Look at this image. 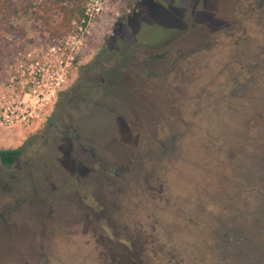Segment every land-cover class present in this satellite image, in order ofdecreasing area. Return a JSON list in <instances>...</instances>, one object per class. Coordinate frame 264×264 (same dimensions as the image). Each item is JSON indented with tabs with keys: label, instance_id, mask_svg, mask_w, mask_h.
Returning a JSON list of instances; mask_svg holds the SVG:
<instances>
[{
	"label": "rangeland",
	"instance_id": "obj_1",
	"mask_svg": "<svg viewBox=\"0 0 264 264\" xmlns=\"http://www.w3.org/2000/svg\"><path fill=\"white\" fill-rule=\"evenodd\" d=\"M39 2L0 0V83L18 53L51 41ZM90 29L58 113L0 127V150L22 148L11 166L0 159V264H110L131 248L158 254L168 208L189 203L205 216L232 205L237 219L222 235L211 226L189 243L179 235L180 247L205 249L211 238L231 264H264V204L244 210L239 185L222 179L236 173L263 188L264 167L236 172L233 163L203 180L199 172L204 145L214 151L213 130L230 118L224 99L239 78L264 70V0H107ZM188 157L199 159L195 173L184 167Z\"/></svg>",
	"mask_w": 264,
	"mask_h": 264
},
{
	"label": "trees",
	"instance_id": "obj_2",
	"mask_svg": "<svg viewBox=\"0 0 264 264\" xmlns=\"http://www.w3.org/2000/svg\"><path fill=\"white\" fill-rule=\"evenodd\" d=\"M83 6L84 0H40L39 4L36 5L35 14L41 24V27L48 33L49 37L51 39H59L72 31L74 21L78 20L83 14ZM142 21L145 22V20ZM259 66L260 65L254 68H259ZM256 70L255 74L250 71L251 74H248V72L244 77L242 76L239 78L235 85V89L232 90L224 99V105L230 113V118L229 120L226 119L224 123L222 122L218 128L213 130L214 136L211 135V137H215V140L218 143V145L213 149L214 151L209 149L207 144L204 145V149L206 150L204 153H208L209 157L204 159V165L201 166V169L199 170L200 174H203L200 176L202 180L206 174H208L211 179L213 177L212 174L219 176L222 172L231 170L230 167H232L233 163V168L236 172L240 167V169H242L244 168V165L247 166L250 163L254 166V169H262L264 167V70ZM254 89H260V91L254 92ZM21 152V147L2 149L0 150V159L4 165L11 166L15 163ZM198 161L199 159L196 157H188L185 163L187 166L184 165L186 171L195 173L193 171V166H197ZM178 172L179 171H173L171 174L172 176L178 175ZM222 177H224L222 179L225 180L224 184L235 183V185H239L240 194H242V197L246 199L247 203V206H243L246 208L244 210L256 211L260 204H264V187H260L257 181L247 183L245 179H242L236 173L232 175L224 172ZM213 181L214 180H212V182ZM147 186L153 185H151L150 182L144 187ZM173 192V189L171 192L169 190V194L171 196L174 194ZM146 193H148V191H145V194ZM160 196L168 198L162 194ZM247 200L251 201L252 207L249 205ZM220 201L226 202V198L224 199L222 196L221 199H218L216 202ZM140 205L142 204H139V206ZM189 208V210L178 207L168 208V211L170 212L167 211L168 213H166V215L169 217V220H167L164 226L166 234L163 236L161 241L158 240L163 245H161L162 250L158 249L160 250L158 251V254L141 253L140 256V252L131 248V250L126 249L125 256L123 255V257L116 262L115 260L112 261L113 258H109V263L214 264V262H218L219 264H231L232 259L223 256V248L218 247L214 239H208V242H206L207 247L205 249L197 248V250L194 251H191L190 249L186 250V248L180 247L175 239L179 235H182L184 241L189 243L194 240L193 238H197L194 236L195 232L201 233V231L208 229L207 227L210 226L213 228L212 230L214 232L216 231L215 233L219 232V234L221 233L220 235H222V231L226 228L229 230L232 229L230 227L232 223L231 219H237L232 205H230L229 209L227 208L223 212L221 211L222 208L218 207V205L214 206L211 210L214 215L208 211L206 216L202 211L196 214L197 211L192 209L190 203ZM139 209L138 212L141 211ZM161 210H163V208H161ZM190 211H193L194 214ZM136 214L137 213H134L133 216H136ZM149 219L153 220L155 218L152 214H150ZM255 221L259 222L260 220L258 217H255ZM214 223L216 227L213 225ZM145 228L148 227L142 228L141 232L145 231ZM104 229L107 233H110L108 228ZM224 232H226V230ZM234 236L235 235L231 236L229 239L226 238L227 243H225H235L237 239L235 238L236 236ZM239 237L242 239L238 241L240 244L249 240L246 236ZM130 240H133L137 249L136 240ZM120 242H122L123 245H127L126 242L122 240H116V244H120ZM151 250H153V247ZM180 251L185 254L183 255L185 256L184 258H186L185 263L182 262Z\"/></svg>",
	"mask_w": 264,
	"mask_h": 264
},
{
	"label": "built area",
	"instance_id": "obj_3",
	"mask_svg": "<svg viewBox=\"0 0 264 264\" xmlns=\"http://www.w3.org/2000/svg\"><path fill=\"white\" fill-rule=\"evenodd\" d=\"M106 1L85 0L83 14L74 21L70 33L16 55L9 76L0 83V127L27 126L51 115Z\"/></svg>",
	"mask_w": 264,
	"mask_h": 264
},
{
	"label": "flooded vegetation",
	"instance_id": "obj_4",
	"mask_svg": "<svg viewBox=\"0 0 264 264\" xmlns=\"http://www.w3.org/2000/svg\"><path fill=\"white\" fill-rule=\"evenodd\" d=\"M176 64V63H175ZM65 90V89H64ZM64 90L60 93V95L64 92ZM60 95H59V97H58V100H59V98H60ZM58 100H57V103H58ZM56 103V104H57ZM61 103H62V101H60L59 102V105H58V110H59V108H61ZM56 113H58V111L56 110V109H53V111H52V113H51V115H50V117L49 118H53L55 115H56ZM2 162V161H1ZM90 209H95L93 206H90Z\"/></svg>",
	"mask_w": 264,
	"mask_h": 264
}]
</instances>
